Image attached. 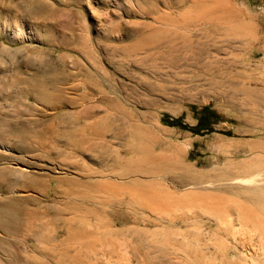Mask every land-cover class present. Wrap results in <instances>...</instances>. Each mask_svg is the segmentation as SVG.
<instances>
[{
	"label": "rangeland",
	"instance_id": "obj_1",
	"mask_svg": "<svg viewBox=\"0 0 264 264\" xmlns=\"http://www.w3.org/2000/svg\"><path fill=\"white\" fill-rule=\"evenodd\" d=\"M209 1L0 0V182L14 183L0 186V200L60 211L77 233L67 240L62 227L67 241L37 249L10 241L0 264H264V210L250 191L264 187V101L245 92L264 95V0ZM233 6L255 28L227 34L202 20L191 47L179 38L169 52L176 66L142 42L162 26L167 37L183 32L170 20L223 18ZM256 156L262 167L248 170ZM143 163L167 169L122 175ZM103 189L158 200L123 205L132 217L118 224L112 201L88 202L92 220L74 216L69 202ZM81 222L91 237L78 236Z\"/></svg>",
	"mask_w": 264,
	"mask_h": 264
},
{
	"label": "bare ground",
	"instance_id": "obj_2",
	"mask_svg": "<svg viewBox=\"0 0 264 264\" xmlns=\"http://www.w3.org/2000/svg\"><path fill=\"white\" fill-rule=\"evenodd\" d=\"M197 1H201V0H193V4L192 6L196 7H200V5H196ZM212 1V0H211ZM211 1L207 2V3H211ZM185 2V1H184ZM216 2V0H215ZM221 2V0L219 1ZM199 3V2H198ZM202 3H205V2H200L201 4V7H203V4ZM213 4V3H212ZM211 4V5H212ZM218 4V2H217ZM205 6V4H204ZM208 6V5H206ZM205 6V7H206ZM211 7L215 8L214 5H212ZM227 7V6H226ZM220 8V7H219ZM198 9V8H197ZM205 9V8H204ZM203 9V10H204ZM218 9V8H217ZM221 9V8H220ZM202 10V11H203ZM200 11V12H202ZM212 11V10H211ZM204 12V11H203ZM199 13V12H197ZM229 15H227V17L223 16V18L220 16H216L213 12L211 14H195V15H191L190 17L188 16H185V17H181L180 19L182 21H171L169 23L172 22V24L170 25H175L173 22H177L178 24V28H177V25L175 26L176 29H184L182 30L183 32H179L178 30H173L169 36L170 37H167L166 36V33L169 31L168 28L166 26H162V28H155L151 31V33L149 35H145L144 37V40L142 42H144L145 40L147 41V38L149 39V42H146V44H150V48H160V47H163L165 48L166 50V53L168 52V54H171L174 53V51L176 50H179V46L176 44V42L178 43V40L180 38V40L182 41V46L184 47H191V42H190V30L198 25H200L201 21L203 20H206L207 23L210 25V29H215V28H221L225 31H227V34L228 32H233V34L236 32V34H238L237 32H240L241 31H252L255 27H253L252 23L249 22L248 20H246L243 16L242 18V15L241 13L236 10L233 7H231L229 9ZM189 15V14H188ZM170 16V15H169ZM168 16V17H169ZM184 16V15H183ZM162 18V17H161ZM164 18V17H163ZM167 18V17H166ZM173 18V17H172ZM157 19V18H156ZM165 19V18H164ZM170 19V18H169ZM238 19H241L242 22L238 23ZM173 20V19H172ZM166 19L164 20V23H165ZM205 21V22H206ZM204 22V23H205ZM161 23V22H160ZM168 25V23H166ZM256 24V23H255ZM172 27V26H171ZM200 27V26H199ZM167 28V29H166ZM174 28V27H173ZM197 28V27H196ZM172 29H170L171 31ZM169 31V32H170ZM221 31V30H220ZM256 32V30H255ZM244 33V32H243ZM194 34V33H192ZM257 34V33H256ZM243 35V34H242ZM251 35V34H249ZM260 35V34H259ZM166 36V37H165ZM193 36V35H192ZM258 36V35H257ZM250 38V37H249ZM151 39V40H150ZM179 40V42H180ZM198 42V41H197ZM229 42V41H227ZM237 42V41H236ZM245 43V42H244ZM251 46H252V42H250ZM263 43V41H262ZM261 43V44H262ZM143 44V43H142ZM148 44V45H149ZM228 44V43H227ZM231 44H235V43H231ZM247 44V43H246ZM249 44V43H248ZM237 45H240L237 44ZM264 45V44H263ZM137 46V45H136ZM135 46V47H136ZM142 46V45H140ZM140 46H137V47H140ZM157 46V47H156ZM236 47V46H235ZM143 48H144V45H143ZM149 48V46H148ZM149 48V49H150ZM252 48V47H251ZM260 48V47H259ZM134 49V48H133ZM147 49V48H146ZM183 49V47H182ZM140 50H141V47H140ZM161 50V49H160ZM198 50V49H197ZM134 51V50H133ZM164 51V52H165ZM157 52V51H156ZM169 52H172V53H169ZM142 53V52H141ZM140 53V55H141ZM160 53V52H159ZM143 54V53H142ZM157 54V53H156ZM167 54V55H168ZM199 54V53H198ZM135 55V54H134ZM147 55V54H146ZM155 55V54H154ZM165 55V54H164ZM169 56V55H168ZM180 56V55H179ZM179 56H175V55H172L170 56V59H171V64L173 66H176L178 65L179 61L181 60V57ZM146 57V56H145ZM150 57V56H149ZM160 58V57H159ZM191 58V57H190ZM142 59V58H141ZM212 61V60H211ZM192 65V64H191ZM199 66V64H197ZM194 66H195V63H194ZM178 67V66H177ZM162 68V67H161ZM207 68V67H206ZM162 70V69H161ZM176 70V69H175ZM180 70V68H179ZM199 70V69H198ZM209 70V69H208ZM219 71V70H218ZM163 72V71H162ZM210 72V71H209ZM208 72V73H209ZM195 73V72H194ZM213 73V72H211ZM169 75V74H168ZM181 75V74H180ZM175 76V75H174ZM177 76V75H176ZM201 76V75H199ZM236 76V75H234ZM178 77L180 78V76L178 75ZM233 77V76H232ZM199 78V77H197ZM192 81V79H190ZM245 80V79H244ZM167 82V81H166ZM193 82V81H192ZM188 83V82H187ZM234 83V82H233ZM149 85V84H148ZM233 86H235L233 84ZM241 86V85H240ZM247 86V84H246ZM246 86H244V88H246ZM261 87V86H259ZM22 90V89H21ZM242 92V89L240 90ZM236 92H239L238 90H236ZM244 92V90H243ZM247 96L249 98L247 99H251L250 97H253V103L255 104H262L263 101H264V95L260 92V90H258L257 88L253 87V86H248V88L245 90ZM30 94V92H29ZM40 94V93H39ZM239 95V94H238ZM235 96V95H234ZM233 96V97H234ZM135 97V96H134ZM250 102V101H249ZM254 105V104H253ZM252 105V106H253ZM258 107V106H257ZM253 110V109H252ZM256 110V109H255ZM258 111V110H257ZM247 113V112H246ZM244 116V115H243ZM253 157V156H252ZM256 158V159H255ZM254 158V162L251 163L249 166H248V170H257L262 167L263 163L260 162L259 158L260 157H255ZM262 161V160H261ZM263 162V161H262ZM177 163L179 164H182L183 167L185 170H189L190 169V166L188 164H185L184 161L182 159H179L177 160ZM239 164V163H238ZM236 166V163L233 164ZM232 165V166H233ZM238 168L241 167L240 169H243V168H246L245 165L242 167L239 165H237ZM247 166V165H246ZM169 168V167H168ZM234 168V167H232ZM167 169V165L165 164H138V166L134 167H130V168H127L125 171H124V174L122 175H125V176H138L140 174H146V175H150L151 178L155 179L158 177V175H161L163 174V172H165V170ZM263 169V168H262ZM191 170V169H190ZM261 170V169H260ZM259 170V171H260ZM240 172V171H239ZM254 173V172H253ZM257 173V172H256ZM9 179V178H8ZM7 179V180H8ZM5 181V180H2V182H0V186H2L3 188H11V185H13V181ZM134 180V183L135 184H138L137 180L138 177H135L133 178ZM5 181V182H3ZM15 182V181H14ZM36 183L33 182L32 185H35ZM145 184V183H144ZM14 187V185H13ZM105 195H102L100 196V198H98L99 196H89L88 199L85 198L84 199V202L83 204L82 203H75V202H69L70 204H72V210L74 211V216H78L79 215V212L81 211V217L83 218H86V219H89V220H92V217H93V214H92V210L91 208H89L87 206V203L88 202H91V201H97L99 204H104L106 205L108 202L112 201L114 203H116V205L119 207V210H116V213H115V210H114V213L115 215L113 216H116L114 217L113 221H114V224H118V222H122L123 220H129L131 219L132 216H129L128 214H126V210L123 208V205L127 206L128 208L130 209H133V210H136L135 209V205L137 203H145V204H150V202H157V196L156 195H153V194H146L145 192L143 194H141L140 196L138 195H132V197H126L125 194H122L120 196H115L113 194H110L111 192L107 189H103L102 190ZM252 192V195H251V199L252 201L254 202V204L261 210H264V187H260L258 189H251L250 190ZM160 197V196H159ZM3 198V196H2ZM5 198V197H4ZM8 198V197H7ZM98 198V199H97ZM11 199V198H10ZM20 200V199H19ZM95 201V202H96ZM23 203V202H22ZM111 203V202H110ZM68 204V202H67ZM96 205V204H95ZM116 207V206H115ZM128 210V209H127ZM113 210H111L112 212ZM113 213V214H114ZM129 213V212H128ZM61 212L58 211L54 214H50L48 212H41L40 210L38 209H33V208H29L27 206L25 207H22L21 206V201H18L17 200H8V201H1L0 200V246H3L5 245L6 243H9L10 241H20V240H25L27 241V239L31 240V241H34L37 246L34 247L35 249H37V247H39L38 244H42V243H50V244H53V243H63L65 242V240H60L61 236H62V230L61 228L64 227V228H68V231H67V234H68V239L67 240H72V239H76L77 237V233L73 232V224L68 221H66L65 219H63L64 217L61 216ZM55 215V216H53ZM50 216H52L51 219H48L47 221H45L46 218H49ZM102 216L104 217L103 213H98V215L96 216V218L98 220H101L102 221ZM73 219V218H72ZM68 220V219H67ZM74 220V219H73ZM80 221V220H79ZM113 221L109 220V226H111L113 224ZM49 225L50 226L52 224L54 225H57L56 228L54 229H50L49 230L47 229V227L45 225ZM80 224V223H78ZM76 225L78 227H80L79 229V232H78V236L82 239V238H89L93 235V232L87 230V228L85 227V225L83 224V222H81L80 225ZM47 225V226H48ZM53 225V226H54ZM48 226V227H50ZM46 228V229H45ZM116 230V229H115ZM112 231V230H111ZM110 231V232H111ZM109 232V229L108 231ZM112 233H114L112 231ZM116 233V232H115ZM79 239V238H78ZM28 240V241H29ZM66 240V241H67ZM33 242V243H34ZM27 243V242H26ZM5 246H3L4 248ZM25 247V246H24ZM8 248V247H6ZM4 248V249H6ZM25 254V253H24ZM26 255V254H25ZM24 257V256H23ZM24 260H26L24 258ZM1 262V261H0ZM27 262V261H26ZM25 262V263H26ZM88 262V260H87ZM29 263H31V261H29ZM24 264V263H22ZM28 264V263H27ZM35 264V263H34ZM88 264V263H87ZM90 264V263H89Z\"/></svg>",
	"mask_w": 264,
	"mask_h": 264
}]
</instances>
